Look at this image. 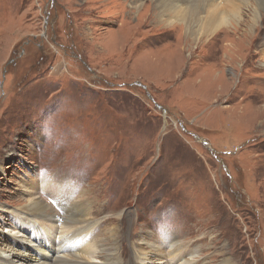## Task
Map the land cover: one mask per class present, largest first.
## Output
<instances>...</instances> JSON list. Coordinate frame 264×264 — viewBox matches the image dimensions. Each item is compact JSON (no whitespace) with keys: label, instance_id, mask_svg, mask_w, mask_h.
Returning <instances> with one entry per match:
<instances>
[{"label":"rangeland","instance_id":"obj_1","mask_svg":"<svg viewBox=\"0 0 264 264\" xmlns=\"http://www.w3.org/2000/svg\"><path fill=\"white\" fill-rule=\"evenodd\" d=\"M117 1L0 0V248L52 241L21 208L77 186L122 264H264V11L199 43Z\"/></svg>","mask_w":264,"mask_h":264},{"label":"bare ground","instance_id":"obj_2","mask_svg":"<svg viewBox=\"0 0 264 264\" xmlns=\"http://www.w3.org/2000/svg\"><path fill=\"white\" fill-rule=\"evenodd\" d=\"M116 1L117 0H115V2ZM125 1L130 0H122L120 2V5H117L120 7L123 6L122 10H120L122 14L125 12ZM134 1L139 2L140 0H132V2ZM152 1L153 4L151 6L153 8V12H151V8L148 7L145 10V15L154 17L156 22L155 24H161L164 28L165 26L175 27L177 26L176 24L182 25L180 28V32L185 33L187 36L190 35L193 37L195 35V37L193 38L195 42L199 41L202 38L197 36L198 32L205 33V35L210 36L218 32V30L223 25L227 24L225 23L227 18H232V20H235V18L240 15L239 10L242 8L241 4L247 7L251 2V8L253 5H256V9H252V12L250 13L252 14L251 19L255 22L258 21L259 13L264 11V0H223L227 3L229 8L219 7V0ZM131 8L133 9V6H131ZM135 8L137 9V11L138 9L140 11V9L143 8L142 3H137ZM140 14L142 13L140 12ZM194 23H197V28H195L196 26ZM126 26L124 27L123 25L120 30L123 31V29H127V33L130 35V37H135V33H140V28L138 27L134 28V31L132 30L134 32V35H132L133 32L130 31V28ZM78 189L79 187L76 186L73 190V194L75 195V197L62 196L57 199L54 198L58 202V204L56 205H59L62 214L55 213L51 206L45 204L42 201H39L38 199L32 200V203L29 206L26 205L22 207V211H20V213H25L27 220L29 219L31 223L44 230H47L48 233H53L55 230H59L61 235L58 234L59 232L54 233L52 235V238L54 239L45 244H42L38 240H31V242L34 243V249L31 247L32 245L28 244L27 242H25V244H17L18 246L13 243L15 247L22 249V251L24 252L27 251L26 253H23L21 251L16 252L17 259L13 258L9 260L11 258V255L15 252L14 247L7 245L6 248H0V264L7 261L12 264H91L90 259L95 257L96 254H98L99 256L98 259H100L99 264H122L121 262L123 256H121L120 249L122 245L121 239H123L122 230H119L117 226L108 227L107 224L112 223L109 221L113 220L114 218L99 221L100 219H98L99 217L97 218L96 215L103 213V209L91 212L88 205L83 203H73L72 198H76V190ZM41 195L43 196V194ZM128 215L129 214L127 212L126 217ZM96 226H103L104 232L102 231L101 235L100 232H97L96 234ZM36 229L37 228H35V230ZM104 233H107L106 239L103 236L105 235ZM30 238L38 239L36 236ZM47 239V237L42 238L43 241H48ZM103 239H105L104 242ZM163 241L167 243L165 244V246L170 245L171 247L176 246L177 242H179L177 236L172 234L167 236L166 238L164 237V239H162L161 241L151 240V242L146 243L148 244L147 246L151 247L152 251L155 250L159 254H164L165 257L169 259L168 251L165 252L163 250L166 249L163 248L165 247L162 244ZM142 242H145V240L142 239ZM40 244L45 245L46 249L44 248L42 251L39 247ZM135 251L138 252V254H141L137 256V259H134L133 264H139L140 261L150 259V257H147V254L144 252V249H142V247L137 248V250ZM125 252L126 248L123 249V253ZM185 255L188 256V254ZM141 256L143 258H141ZM123 264H130V260L128 259L126 260V262L124 260Z\"/></svg>","mask_w":264,"mask_h":264},{"label":"water","instance_id":"obj_3","mask_svg":"<svg viewBox=\"0 0 264 264\" xmlns=\"http://www.w3.org/2000/svg\"><path fill=\"white\" fill-rule=\"evenodd\" d=\"M139 85H141L140 83H138ZM144 88H145V86H144ZM159 108H161L160 106H158Z\"/></svg>","mask_w":264,"mask_h":264}]
</instances>
